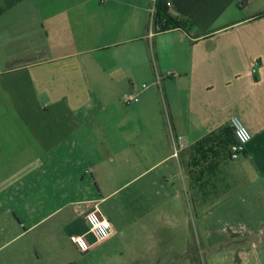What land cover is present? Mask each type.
<instances>
[{
  "label": "crops",
  "instance_id": "crops-1",
  "mask_svg": "<svg viewBox=\"0 0 264 264\" xmlns=\"http://www.w3.org/2000/svg\"><path fill=\"white\" fill-rule=\"evenodd\" d=\"M163 1L185 30L150 0H0V264H74L95 206L118 264L161 263L192 211L264 232V0Z\"/></svg>",
  "mask_w": 264,
  "mask_h": 264
},
{
  "label": "rangeland",
  "instance_id": "rangeland-1",
  "mask_svg": "<svg viewBox=\"0 0 264 264\" xmlns=\"http://www.w3.org/2000/svg\"><path fill=\"white\" fill-rule=\"evenodd\" d=\"M193 205L189 204L190 209ZM229 221L221 217L197 219L192 211L183 220L184 234L170 233L167 244L162 243L158 251H149L147 259H161L159 264H264V232L249 222L246 229L228 233L224 227ZM236 221V226L247 225L246 220ZM61 242L74 264H118L123 255V251H110L103 243L85 255L66 247L68 240Z\"/></svg>",
  "mask_w": 264,
  "mask_h": 264
},
{
  "label": "built area",
  "instance_id": "built-area-1",
  "mask_svg": "<svg viewBox=\"0 0 264 264\" xmlns=\"http://www.w3.org/2000/svg\"><path fill=\"white\" fill-rule=\"evenodd\" d=\"M150 1L152 2V27L154 28L153 17L158 0ZM166 4L169 8L172 7V2L167 1ZM154 85H161L160 78L157 79V82ZM149 88L150 86L147 84L142 86L143 91L148 90ZM138 102L139 96L134 93L125 95L121 100V104L124 106H130ZM228 125L236 139V142L230 147L229 151L230 159L235 161L245 154L247 146L253 139V135L238 115L231 116ZM175 142L179 147H184L185 145V140L182 137H176ZM85 221L87 224V232L85 234H73L71 236L72 243L82 253H86L96 244L108 240L114 233L110 220L101 212L98 206H95L86 214Z\"/></svg>",
  "mask_w": 264,
  "mask_h": 264
},
{
  "label": "trees",
  "instance_id": "trees-1",
  "mask_svg": "<svg viewBox=\"0 0 264 264\" xmlns=\"http://www.w3.org/2000/svg\"><path fill=\"white\" fill-rule=\"evenodd\" d=\"M153 24L154 30L157 33L166 32L175 28H180L183 30L187 28V24L185 21L174 18L171 15L170 8L163 0H158L156 4V11L153 17Z\"/></svg>",
  "mask_w": 264,
  "mask_h": 264
}]
</instances>
